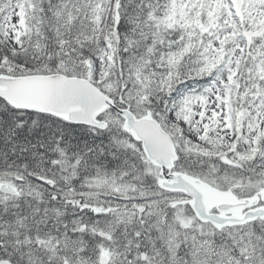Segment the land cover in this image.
<instances>
[{
    "label": "snow or ice",
    "instance_id": "snow-or-ice-1",
    "mask_svg": "<svg viewBox=\"0 0 264 264\" xmlns=\"http://www.w3.org/2000/svg\"><path fill=\"white\" fill-rule=\"evenodd\" d=\"M0 264H264V0H0Z\"/></svg>",
    "mask_w": 264,
    "mask_h": 264
}]
</instances>
